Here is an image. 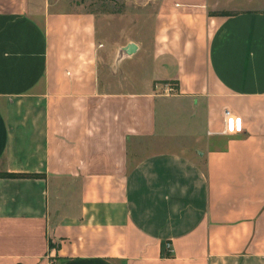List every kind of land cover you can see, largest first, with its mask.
Wrapping results in <instances>:
<instances>
[{
	"label": "crops",
	"instance_id": "crops-1",
	"mask_svg": "<svg viewBox=\"0 0 264 264\" xmlns=\"http://www.w3.org/2000/svg\"><path fill=\"white\" fill-rule=\"evenodd\" d=\"M60 1L0 0V172L42 175L0 177V264H264V0H161L146 44Z\"/></svg>",
	"mask_w": 264,
	"mask_h": 264
},
{
	"label": "rangeland",
	"instance_id": "rangeland-1",
	"mask_svg": "<svg viewBox=\"0 0 264 264\" xmlns=\"http://www.w3.org/2000/svg\"><path fill=\"white\" fill-rule=\"evenodd\" d=\"M60 2L61 4L63 3L62 7L64 8L88 10L96 12L99 15H105L111 22H114L113 27L108 30L109 38H115V40L124 42L133 40L146 44L150 41L152 18L161 0H61ZM212 12L228 13L231 11L215 10ZM139 61L125 60L123 64L120 63L121 65L117 66L116 75L111 81L112 84L114 86H121V83H123L124 86H129L136 79L139 81V84L136 86L144 87L148 69L143 66L144 63L140 59ZM170 114L168 125L180 131V133L185 131L195 132L202 125L199 118L187 117L184 113L177 115L172 112ZM177 138L178 140L171 142L172 147L186 145L184 140L181 141L180 137ZM188 138H190L189 146H195V143H193L195 136H189ZM175 141L177 142L175 143ZM193 149L191 148V150Z\"/></svg>",
	"mask_w": 264,
	"mask_h": 264
},
{
	"label": "built area",
	"instance_id": "built-area-1",
	"mask_svg": "<svg viewBox=\"0 0 264 264\" xmlns=\"http://www.w3.org/2000/svg\"><path fill=\"white\" fill-rule=\"evenodd\" d=\"M170 90L172 89H168V91ZM225 130L229 132L233 131L236 133L243 131L241 117L232 115L229 109H226L225 111Z\"/></svg>",
	"mask_w": 264,
	"mask_h": 264
},
{
	"label": "trees",
	"instance_id": "trees-1",
	"mask_svg": "<svg viewBox=\"0 0 264 264\" xmlns=\"http://www.w3.org/2000/svg\"><path fill=\"white\" fill-rule=\"evenodd\" d=\"M212 14H233L232 12L223 13V12H211ZM7 176V177H41L42 175L37 173H8V172H0V177Z\"/></svg>",
	"mask_w": 264,
	"mask_h": 264
},
{
	"label": "water",
	"instance_id": "water-1",
	"mask_svg": "<svg viewBox=\"0 0 264 264\" xmlns=\"http://www.w3.org/2000/svg\"><path fill=\"white\" fill-rule=\"evenodd\" d=\"M135 48H136V45L134 43H129L128 45L123 47L122 52L130 55L134 52Z\"/></svg>",
	"mask_w": 264,
	"mask_h": 264
}]
</instances>
